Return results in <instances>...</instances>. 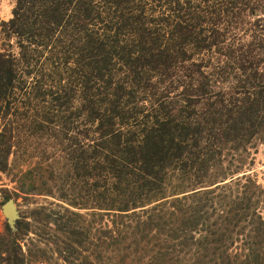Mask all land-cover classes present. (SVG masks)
Listing matches in <instances>:
<instances>
[{
	"label": "trees",
	"instance_id": "trees-1",
	"mask_svg": "<svg viewBox=\"0 0 264 264\" xmlns=\"http://www.w3.org/2000/svg\"><path fill=\"white\" fill-rule=\"evenodd\" d=\"M263 145L264 0H16L0 23V172L52 197L0 264H264Z\"/></svg>",
	"mask_w": 264,
	"mask_h": 264
},
{
	"label": "rangeland",
	"instance_id": "rangeland-1",
	"mask_svg": "<svg viewBox=\"0 0 264 264\" xmlns=\"http://www.w3.org/2000/svg\"><path fill=\"white\" fill-rule=\"evenodd\" d=\"M15 1L16 0H0V23L9 20L12 17ZM254 157L255 163L250 173L254 175L259 183L264 184V145L259 147L258 152L255 153ZM14 185L15 183L11 182L5 174L0 172V235H6L8 228H10L5 215L2 212V205L5 201L10 198L14 199L15 204L20 210L21 218L19 220L26 216L24 222H28L34 226L31 211L36 208L39 202H44L47 199L52 200L51 196L46 195L45 193H38L39 188L35 189V193H23L16 190ZM55 194L57 195L58 193ZM33 226L29 228L30 232H27L24 238L20 239L24 250L31 247L33 242H36V230ZM10 230L12 233H16L18 231V226L15 229L10 228Z\"/></svg>",
	"mask_w": 264,
	"mask_h": 264
},
{
	"label": "water",
	"instance_id": "water-1",
	"mask_svg": "<svg viewBox=\"0 0 264 264\" xmlns=\"http://www.w3.org/2000/svg\"><path fill=\"white\" fill-rule=\"evenodd\" d=\"M2 212L5 215L9 227L11 229L17 228V221L21 218V215L14 199L10 198L3 203Z\"/></svg>",
	"mask_w": 264,
	"mask_h": 264
}]
</instances>
